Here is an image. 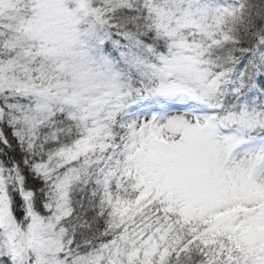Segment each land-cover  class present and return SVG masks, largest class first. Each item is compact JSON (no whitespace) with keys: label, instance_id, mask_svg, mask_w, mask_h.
<instances>
[{"label":"snow or ice","instance_id":"obj_1","mask_svg":"<svg viewBox=\"0 0 264 264\" xmlns=\"http://www.w3.org/2000/svg\"><path fill=\"white\" fill-rule=\"evenodd\" d=\"M0 264H264V0H0Z\"/></svg>","mask_w":264,"mask_h":264}]
</instances>
